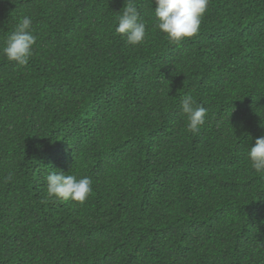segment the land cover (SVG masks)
<instances>
[{
    "label": "trees",
    "instance_id": "trees-1",
    "mask_svg": "<svg viewBox=\"0 0 264 264\" xmlns=\"http://www.w3.org/2000/svg\"><path fill=\"white\" fill-rule=\"evenodd\" d=\"M116 33L126 0H0V46L30 15L26 66L0 52V264H264V0H210L171 42ZM207 109L187 130L181 101ZM52 170L90 177L50 198ZM12 173V179L7 177Z\"/></svg>",
    "mask_w": 264,
    "mask_h": 264
},
{
    "label": "clouds",
    "instance_id": "clouds-1",
    "mask_svg": "<svg viewBox=\"0 0 264 264\" xmlns=\"http://www.w3.org/2000/svg\"><path fill=\"white\" fill-rule=\"evenodd\" d=\"M154 14L157 20L155 27L166 34L173 43H179L186 38L196 36L202 20L209 8L210 0H154ZM33 19L24 15L16 24L14 30L6 38L0 52L8 61L26 66L33 55V48L38 35L32 28ZM116 33L126 37L130 45L142 44L147 36V25L141 19V14L135 0H126L122 15L119 16ZM182 113L187 117V130L197 133L205 123L207 109L197 104L192 95H185L181 101ZM264 127V124L261 125ZM252 168L264 175V135L255 139L247 152ZM12 173L7 177L12 179ZM47 195L50 198L72 200L83 204L93 191L90 177H80L62 170H52L46 177Z\"/></svg>",
    "mask_w": 264,
    "mask_h": 264
}]
</instances>
